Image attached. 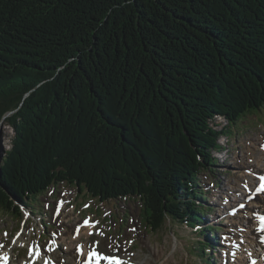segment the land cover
<instances>
[{
  "label": "trees",
  "instance_id": "trees-1",
  "mask_svg": "<svg viewBox=\"0 0 264 264\" xmlns=\"http://www.w3.org/2000/svg\"><path fill=\"white\" fill-rule=\"evenodd\" d=\"M263 107L264 0H0V213L67 183L196 227L211 120Z\"/></svg>",
  "mask_w": 264,
  "mask_h": 264
},
{
  "label": "rangeland",
  "instance_id": "rangeland-1",
  "mask_svg": "<svg viewBox=\"0 0 264 264\" xmlns=\"http://www.w3.org/2000/svg\"><path fill=\"white\" fill-rule=\"evenodd\" d=\"M4 119L0 120V154H5L11 149L15 136L13 127ZM228 123V118L223 116H215L211 122V126L217 130L226 125V133L221 134L218 140L224 149L213 152L216 158L213 165L205 169L199 178L202 182L201 188L203 190L206 188L210 197L207 200L198 201L200 205L209 208L205 209L207 214L204 216V222L196 228L167 218L162 229L155 232L144 226L142 204L137 198L121 197L102 203L90 197L84 187L80 192L77 186L67 184L69 188L74 187L75 194L74 192L71 194L73 197L66 204L65 210H68L58 214L63 218L52 219L51 212L58 194L55 192L52 195L47 192L39 196V200L33 198L35 204L24 207V215L21 218L0 213V238H6L5 231L11 235L16 231L24 232L18 243L12 244L10 240L8 241L7 249L14 259L17 258V262L29 259L32 255L29 249L34 244L39 243L40 247L46 246L49 243L48 240L61 233L59 248L54 249V252L50 244L51 250H49L60 256L64 264L68 258L61 255L66 248L87 243L92 245L96 241L99 250L121 255L125 259L124 264H211L210 258L213 261L215 258L216 264H222L221 257H216L208 243L215 246L228 229L231 218L224 219L223 216L228 211L226 207H230L227 201L234 197V189L237 187L244 190L245 181L255 180L254 173L239 168L236 162L250 159L255 160L253 163H256L264 159V148L261 149V143L264 142V107L248 112L233 123L229 130ZM5 157L6 154L3 156L1 167ZM87 204L89 206H85ZM33 210L35 213L32 212ZM29 211L31 215L27 213ZM85 216H91L96 221L95 227L89 226L85 231H80V236H76L75 225L81 221V217ZM22 218H25V224H21ZM44 222L48 224V227ZM202 226L203 228L219 227V230L217 234L209 233L212 240L205 245L201 253L198 249L200 239L203 237L205 242L207 241L202 235ZM109 241L113 243L112 248L106 246ZM224 244L227 245L225 241ZM57 246L58 244L55 245ZM224 264L227 262L224 261Z\"/></svg>",
  "mask_w": 264,
  "mask_h": 264
},
{
  "label": "bare ground",
  "instance_id": "bare-ground-1",
  "mask_svg": "<svg viewBox=\"0 0 264 264\" xmlns=\"http://www.w3.org/2000/svg\"><path fill=\"white\" fill-rule=\"evenodd\" d=\"M247 161L238 160L236 163L239 168L249 170L254 174H260L262 171H264V159L260 160L259 162L256 161V163H253L255 160L249 159ZM245 182L246 187L243 188L244 190H241L237 187L234 189L235 194L233 199H231L233 204H230L231 207L229 208V211L232 210L237 205V203L239 204L243 201H246L247 203H245L244 208L237 211L235 216H231L228 211V215L230 216L231 220L228 222V229L225 232V236L227 240L231 241V251L238 259L237 264H250L253 258L259 259L257 264H264L263 251H261L262 244L260 242V237L262 234L260 233L258 220L264 211V191L255 193V198L248 200V197H252L253 191L257 186L255 187L252 185V180ZM58 218H63V216H58L56 213L53 219ZM91 228H94V224L91 225ZM82 230L85 231L86 228H82L81 231ZM235 242L239 243L238 248H235ZM50 247L51 245L49 243L46 246H41L45 256L49 257L48 259L50 262H52V264H63L62 258L51 252ZM36 249L38 252V248L35 247V250ZM90 249L91 248H89V250ZM85 250L87 251L88 248L86 247ZM39 256V258H41L40 254ZM61 256L68 258L65 264H82L85 260V255H81L77 247L72 246L66 248Z\"/></svg>",
  "mask_w": 264,
  "mask_h": 264
},
{
  "label": "snow or ice",
  "instance_id": "snow-or-ice-1",
  "mask_svg": "<svg viewBox=\"0 0 264 264\" xmlns=\"http://www.w3.org/2000/svg\"><path fill=\"white\" fill-rule=\"evenodd\" d=\"M259 180L264 181V175H260ZM255 191H257V192L264 191V183L260 184V186L258 188H256ZM261 219L264 220V217H261ZM106 246L109 248H112L113 243L111 241H109ZM82 249H83V246H80L81 253H82ZM93 256H95L97 258V264H99L100 260H107V261H109V264H124V261L117 256L104 255V254L97 252L95 250H93L89 253V261H91V258ZM3 259H4L5 264H7L8 258L6 255L4 256ZM46 264H52V262L46 261Z\"/></svg>",
  "mask_w": 264,
  "mask_h": 264
},
{
  "label": "water",
  "instance_id": "water-1",
  "mask_svg": "<svg viewBox=\"0 0 264 264\" xmlns=\"http://www.w3.org/2000/svg\"><path fill=\"white\" fill-rule=\"evenodd\" d=\"M11 113H13V111L9 112V113L7 114V116L10 115ZM5 154H6V153H5ZM5 154H3V153L0 154V168H1V162H2V160H3V156H4Z\"/></svg>",
  "mask_w": 264,
  "mask_h": 264
}]
</instances>
